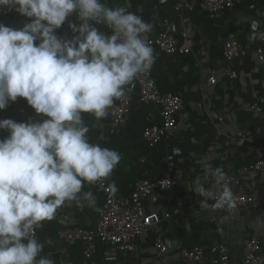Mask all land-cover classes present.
Listing matches in <instances>:
<instances>
[{"label":"crops","instance_id":"1","mask_svg":"<svg viewBox=\"0 0 264 264\" xmlns=\"http://www.w3.org/2000/svg\"><path fill=\"white\" fill-rule=\"evenodd\" d=\"M109 7L119 5L135 12L144 21L153 25L145 34V39L158 35L159 18H169L173 34L192 49L190 53L167 55L156 44H151L157 61L153 64V74L160 91L180 94L185 106L179 114L178 131L150 146L142 136L145 126L160 120V107L144 104L136 89L131 95V111L120 127L112 132L110 128L111 110L106 118L96 120L90 113H83L85 124L90 131V142L101 147L116 149L121 160L113 170L110 184L129 194L137 179L146 175L160 176L169 165L175 169V185L162 195L154 194L145 199L148 212L157 211L170 217H163L154 230L142 234L137 239L138 247L131 254L122 253L110 244L98 243L92 261L95 264H214L210 254L199 262H191L181 257V248L203 244L207 248L217 243H225L229 248L231 264H247L241 250L245 242L253 236L259 238L264 252V168L244 171L243 167L264 157V61L259 59L257 46L259 39L250 30L251 22L257 21L264 31V0H236L234 8L227 10L217 19H210L198 7L186 12L185 19L173 8L174 0H103ZM26 18L9 11L2 22L14 28L22 27ZM68 21L79 24L75 14ZM68 21L57 30L63 37L71 38L73 33ZM174 26V27H173ZM101 31L110 32L103 25ZM238 34L246 53L230 64L239 76L231 79L225 74L229 64L224 56V42L229 31ZM264 45V44H263ZM214 74L217 82L208 81ZM259 102L261 111L252 108ZM15 121L42 120L26 100L10 102L0 110V119ZM0 130V138L8 135ZM207 157L213 167H220L228 177L240 175L246 192L254 201L236 208L231 213L220 212L211 207H202L203 197L192 191V183L197 176L204 175L199 161ZM211 183V181L209 182ZM233 191L237 185L230 183ZM83 191H91L96 198L94 207L80 208L75 202H66L56 211L55 218L45 220L37 229V239L44 243L40 256H48L55 264H92L80 241L67 242L59 235L58 218L61 214L71 215L80 225L92 227L99 215L104 193L97 186L84 183ZM213 201H209L212 204ZM160 234L168 245L164 259L155 254L154 237ZM51 241V244L47 243ZM63 251H67L68 256ZM116 256L105 260V256ZM38 259L40 257H37Z\"/></svg>","mask_w":264,"mask_h":264},{"label":"clouds","instance_id":"2","mask_svg":"<svg viewBox=\"0 0 264 264\" xmlns=\"http://www.w3.org/2000/svg\"><path fill=\"white\" fill-rule=\"evenodd\" d=\"M0 8L26 18L18 28L0 21V110L24 98L46 117L0 119L9 133L0 138V264H55L40 256L36 230L66 202L94 207L84 183L106 179L121 160L118 150L90 142L82 114L106 118L125 87L151 70L156 55L145 34L153 25L103 0H0ZM74 14L79 24L68 21ZM66 21L71 38L57 33ZM199 163L204 175L192 191L201 206L231 213L237 201L227 173L207 157Z\"/></svg>","mask_w":264,"mask_h":264},{"label":"built area","instance_id":"3","mask_svg":"<svg viewBox=\"0 0 264 264\" xmlns=\"http://www.w3.org/2000/svg\"><path fill=\"white\" fill-rule=\"evenodd\" d=\"M200 3L199 10L210 19H217L227 10L235 7L236 0H174L173 8L181 15V20L185 19V13L194 11ZM115 5L114 7H118ZM120 7V6H119ZM7 8H0V21L8 14ZM78 20V18H77ZM79 21V20H78ZM80 22V21H79ZM157 25L160 32L155 37L148 40L150 44H156L159 50L167 55L190 53L191 47L180 41L172 32V22L169 18H159ZM104 26V25H103ZM106 27V26H104ZM107 28V27H106ZM108 29V28H107ZM110 30V29H109ZM250 30L261 42L256 50L259 59L264 61V31L261 29ZM224 56L229 63L225 68V74L236 79L238 71L230 63L246 53V50L238 34L234 31L227 33L224 42ZM157 61V56L156 60ZM208 81L212 84L217 82L214 74L209 75ZM138 89L139 99L144 104L155 103L160 107V120L157 123L147 125L142 130V136L150 146H155L163 139L174 135L179 128V114L185 106L183 97L175 92H161L156 78L153 74V67L150 71L140 74L130 85L125 87L124 95L111 110L110 128L115 132L126 120L131 111V95ZM19 100H26L18 98ZM252 108L256 112L261 111L259 102H254ZM264 168V157L255 163L243 167L244 171L261 170ZM110 178L107 177L92 185L103 190L104 199L99 210V215L92 227L80 225L71 215L63 213L58 218L60 225L59 235L67 242L80 241L82 243L84 255L93 260L98 243L110 244L122 253L131 254L137 247V239L147 231L154 230L162 221L163 217H170L171 212L164 215L157 211L148 212L145 208V199L154 194L162 195L175 185V169L169 165L166 172L160 176L146 175L139 178L134 184L133 190L129 194H124L117 190L114 194L110 188ZM230 183L237 185L234 197L237 207L246 206L254 201V197L245 191L240 175L228 177ZM225 212L226 209H218ZM37 235V230L36 233ZM155 254L158 258L164 259L168 253V245L164 237L157 234L154 237ZM68 256L67 251H63ZM210 254V260L214 264H231L229 248L225 243H215L208 246L195 244L190 248H181L182 258L191 262H199ZM243 261L247 264H264V252L258 237H250L241 250ZM116 256H105V260H113ZM92 264H95L92 261Z\"/></svg>","mask_w":264,"mask_h":264}]
</instances>
